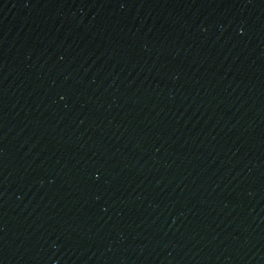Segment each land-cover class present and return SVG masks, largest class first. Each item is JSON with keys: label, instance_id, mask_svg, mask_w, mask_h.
<instances>
[{"label": "water", "instance_id": "1", "mask_svg": "<svg viewBox=\"0 0 264 264\" xmlns=\"http://www.w3.org/2000/svg\"><path fill=\"white\" fill-rule=\"evenodd\" d=\"M0 264H264V0H0Z\"/></svg>", "mask_w": 264, "mask_h": 264}]
</instances>
